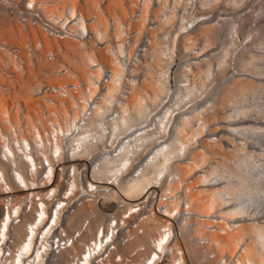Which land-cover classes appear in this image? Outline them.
<instances>
[{
  "label": "bare ground",
  "instance_id": "obj_1",
  "mask_svg": "<svg viewBox=\"0 0 264 264\" xmlns=\"http://www.w3.org/2000/svg\"><path fill=\"white\" fill-rule=\"evenodd\" d=\"M10 1H0L8 15L0 14V264H264V222L250 217L256 213L248 214L251 207L263 206L260 170H245L242 157L227 169L231 179L224 184L199 189L215 168L195 176L198 184L193 186L186 176L207 156L185 151L201 131L187 132L185 116L170 124L200 79L199 72L183 67L198 77L191 82L183 75L170 94L174 102H166L171 51L180 37L183 49L190 47L188 24L204 20L205 14L180 17L171 36L162 33L164 26L174 23L177 7L188 0H156L153 7L154 0H142L140 13L138 0H83L84 13L78 0ZM217 1L199 0L207 9ZM103 2L117 12L106 22ZM27 5H38L40 22L17 20L14 11ZM99 9L102 15L94 13ZM150 10L158 24L147 32L151 61L136 67L132 61ZM62 15L64 21H76L59 37L53 20L62 27ZM44 21H50L51 34ZM3 30L11 38L18 35L20 45L7 43ZM154 34L161 35L159 41ZM200 34L205 45L210 30ZM26 56L36 62V70L46 68L40 75L52 83L34 84L33 91L26 86L20 95L14 80L21 81V73L32 81L39 77V71L28 74ZM55 60L60 68L53 79ZM245 90L238 83L234 92ZM257 101L262 108L264 100ZM197 119L199 127L205 124ZM244 128L231 129L241 133ZM259 137L260 144L264 135ZM98 143L107 152L100 154ZM184 154L188 157L180 166ZM47 171L50 179L44 180ZM94 183L98 193H88Z\"/></svg>",
  "mask_w": 264,
  "mask_h": 264
},
{
  "label": "rangeland",
  "instance_id": "obj_2",
  "mask_svg": "<svg viewBox=\"0 0 264 264\" xmlns=\"http://www.w3.org/2000/svg\"><path fill=\"white\" fill-rule=\"evenodd\" d=\"M78 1L79 2H76V4L80 6L79 8H81L82 13H84V6L83 4H80V2L83 3V0ZM226 2L227 5H225ZM100 5L106 11H104L106 13L105 18L104 16L102 17L105 22L107 18L117 16V12L112 6L109 10H107L105 8L104 2L100 3ZM126 10L127 9H125V13ZM97 12L102 15L100 9L94 13ZM175 13L176 15L173 13H171V15L173 14L176 17V20L174 23H172L173 25H168V28L166 25V28L164 26L165 31L162 29L164 31L162 32L163 34H170L172 36L176 32L175 30L178 29V25H180V17L191 18L199 16L200 14H205L203 17H206L204 20L198 22L197 20H195V22L191 21L193 26L191 23L188 24V28H190L189 33L192 37V43H190V47L187 50H184L182 47L183 39L182 37L179 38L176 46H174V49L172 48V63H170L167 74L168 85L166 83V86L169 91V97L166 99V102L169 104L174 102L173 97L170 96V94L176 90L177 84L182 79L183 75L190 80L194 78L191 73L186 71L188 74L187 75L186 72L182 71L184 68L190 67L189 69L193 70V72H199L200 76V79L198 76L195 77H198V79H196V81L194 80L196 85L194 84V88L191 90L192 94L190 93L188 100L185 98L187 101L185 100L182 102L183 104L178 105L182 107L178 109L176 108L177 110H175V112L177 114L171 119L170 123L175 125L176 121L181 119L182 116H185L182 118H184L185 121L187 119L185 122L187 124L185 125L187 132L193 129L201 131L200 136L195 137V140H192L193 143L189 142L188 146L186 147L185 154H188V152L202 151L203 154L207 156V159L204 164L202 163L200 168L194 170L193 173L190 174L191 176H186V178H191L193 186H196L198 184V179H194L195 176L201 174L203 175L204 172H212V169L216 168V174L211 175L209 182L201 183L203 186L199 187V189H212L214 187H218L220 184L227 182L229 177L227 169H232L234 165L236 166L239 158L244 157L245 160H247L246 164L243 166L244 169L248 170V167L251 166L260 170V177L262 180H260L259 183L261 186H264V140L260 139V137L262 136L261 138H263L264 135V104L263 107L260 108L257 101V99L264 100V0H220L217 1L213 7L211 6L208 9L206 6H201L199 0H188L187 4H182L180 7H177ZM0 14L8 16L2 9H0ZM105 22L103 24L104 26L106 24ZM21 28L23 29L22 26ZM203 29H208L211 33V36L205 45L204 37L200 34ZM4 31L5 30L2 31V37L5 38L6 42L8 41L7 43L12 45H20L18 35H13V38H11L8 32ZM22 31L26 42L28 41V35L25 30ZM155 37L157 36L155 35ZM158 38H161V35L155 38V41H159L160 39ZM168 42V48H171V41L169 40ZM153 46H155V44ZM199 51L201 53H199ZM69 54L71 55L72 53L70 52ZM69 54H67V56ZM74 55L76 58V54H72L71 56ZM251 55H254L253 58ZM26 58V62L28 63L26 67H29L28 69L30 70V73L28 72V74L37 73L39 71V74L37 73L39 77L32 81L31 76L29 78V75L27 76L26 74L24 78L21 73L19 76L21 81H18L17 79L14 80V85L18 86L16 89L18 88L19 93L27 90L28 87H30V91H33L34 84L38 86L43 82L52 83V81L44 75L46 73V68L40 67L39 70H36V62L31 61L28 56H26ZM250 59L252 62H250ZM245 62L247 63L245 64ZM38 63H40V61H38ZM66 63L72 66L71 63ZM53 64L55 65L53 68L54 70H52L54 73L52 71L51 72L53 73V79H56L55 72H57V70L60 68V64L56 60L53 61ZM207 65H210L211 72L209 74L205 72L208 69ZM4 68L2 69V73H5V75L7 74L8 76V69H6V72ZM40 72L44 74H41V76ZM9 79H11V77H9ZM3 81L4 79L2 82ZM192 81L193 80H191V82ZM5 83L8 84L6 79L2 84L5 85ZM13 83V81L12 83L10 82L12 86ZM238 83L245 85L246 90L242 93H239L238 95H235L234 90ZM26 86H28L27 89H24ZM229 93L231 95H229ZM20 95H22V93H20ZM176 106L177 105L174 107ZM197 116L202 118V121H205V124H201L200 127ZM234 126H242L245 128L243 132L241 131V133L237 131H235L237 133H234V131L231 129ZM259 135L261 136L259 137ZM257 137L260 139V144L256 139ZM180 154H182V152ZM180 157L183 158L180 159L181 163L178 161V164L182 166L183 159L188 156L180 155ZM220 158H222L224 161L221 162ZM229 178L231 179V177ZM230 179L228 183L235 181L232 179L231 182ZM262 202L263 206H261L260 209L256 210L255 208L251 207L248 213L253 214L254 212L257 214L256 216L255 214L250 216L257 223H259L258 221L264 222L263 199ZM261 209L262 211H260ZM245 219L246 218H243L242 220ZM242 223H247V221H243ZM71 228L73 229L75 227Z\"/></svg>",
  "mask_w": 264,
  "mask_h": 264
},
{
  "label": "built area",
  "instance_id": "obj_3",
  "mask_svg": "<svg viewBox=\"0 0 264 264\" xmlns=\"http://www.w3.org/2000/svg\"><path fill=\"white\" fill-rule=\"evenodd\" d=\"M180 1L182 2L183 0H180ZM141 2H142V0H138V4H137V7H136V11L139 12V13L141 12V9H140ZM156 5H158V2L156 0H154L153 3L151 4V6L153 7V6H156ZM14 14H15L14 16L17 18V20L19 19L21 22H24L25 19H30L31 21L32 20H39V22H40L41 21L40 17L42 16L40 14V9H39L38 5H35V6L27 5L24 8H20L19 10L14 11ZM64 18H65L64 15H62V17L59 18V21L62 20V22H64V25L62 27H60V28H59L60 23L54 22V20H53V33L61 34L60 36L58 35L59 37H64L67 33H69L70 32L69 31L70 27H73V25L75 24V21H76L75 17L71 18V20H66L65 19V21H64ZM146 19H147L146 22H145V26L146 27H145V30L143 32V35L141 34L142 35L141 38H142V40L144 38V42H141L142 41L141 40L139 42V44H138L139 46L137 45V47H136L137 53L133 57V61H132V63L134 65H136V67H137V65L138 66L142 65V63H145V61L148 60V59H149V61H151L150 60V57H151V54H150L151 45H150V41H148L149 38H147V32H150L151 30L156 29V27L158 26V24H157V22H156V20L154 18V10H150L147 13V18ZM42 23H43V26H44L43 28H44L45 32L47 31L48 34L49 33L51 34L52 33V27L51 26L52 25L50 24V21H44ZM78 34L83 36V37L86 36L85 33H82L81 31ZM126 38H129V36L126 35ZM114 40H116V39H114ZM12 49H13V53H15L16 52V50H15L16 48H12ZM116 106L118 107V105H116ZM111 111L113 112L112 116L114 117L115 116V109H113ZM112 116L111 115H107L106 117H112ZM66 145H69V144L66 143ZM98 145L100 147L98 151H100V154H103L106 151V149H104L105 145L102 144V143H98ZM47 175H48V177H46ZM42 178L44 180L50 179V172L47 171L46 173H44L42 175ZM67 179H68V177H67ZM90 180H92V179H90ZM92 181L94 182V180H92ZM97 185H98L97 183H94L91 188L88 187V193H98L96 191V189H95L97 187Z\"/></svg>",
  "mask_w": 264,
  "mask_h": 264
}]
</instances>
